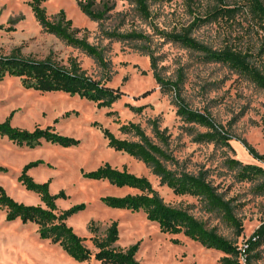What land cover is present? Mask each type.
<instances>
[{
  "label": "rangeland",
  "instance_id": "1",
  "mask_svg": "<svg viewBox=\"0 0 264 264\" xmlns=\"http://www.w3.org/2000/svg\"><path fill=\"white\" fill-rule=\"evenodd\" d=\"M31 1L0 0V55L8 56L18 51L23 57L39 60L52 56L63 65H67L69 59H75L90 77L96 80L109 78L107 85L120 89L123 96L112 108H98L95 103L78 96L27 89L18 78L0 82V123L12 114L11 124L19 129L32 131L36 127L51 126L61 135L80 141L67 148L46 142L29 148L19 147L0 136V164L7 168L6 172H0V187L19 203L43 205L39 196L28 191L18 180L25 165L40 160L43 164L31 169L29 175L37 183L50 182V192L54 195L64 192L65 199L57 201L59 210L86 205L84 211L67 221L79 236L89 239L91 225L98 229V235L104 236L109 226L117 222V246L128 248L139 244L137 260L140 264H221L223 253L207 249L183 235L162 233L142 211L105 206L102 197L137 193L128 188L113 187L107 181L83 177L84 173L108 163L118 170L127 169L148 178L167 204L187 208L209 229H215L236 246L246 245L264 222V176L243 178L239 169L230 167L228 161L236 159L243 165L264 170V160L255 159L243 143L264 156V90L229 65L210 62L204 53L170 42L156 33L154 28L179 30L192 21L183 0H160L153 4L150 21L141 20L131 5L119 0H97L99 8L103 2L111 8L99 22L81 11L80 0L44 3L42 7L51 19L64 11L73 28L81 31L78 37L87 35L89 43L103 50L106 68L46 33L28 5ZM245 1L229 0V4L242 6ZM134 30L146 35V39L116 40L107 38L103 32L128 34ZM193 37L214 50L230 47L253 53V63L262 65V59L256 57L261 38L243 8L235 19L200 26L193 32ZM155 73L165 80H181V95L186 103L193 110L209 114L232 137L230 148L195 142L194 135L206 129L186 124L177 116L174 95L162 92ZM137 108L142 110L137 112ZM153 120H158L161 129H166L170 135L169 149L178 161L177 168L193 174L207 171L212 183L231 201L242 230L229 225L219 213L204 211L197 199L176 196L171 189L161 186L159 179L141 161L111 149L100 129L103 127L118 138L131 140L132 137L120 133L121 125L139 124L152 136L150 121ZM86 245L95 251L89 241ZM255 253L252 264H264V244ZM0 264L100 263L74 261L59 245L40 239L35 224L8 222L6 212L0 211Z\"/></svg>",
  "mask_w": 264,
  "mask_h": 264
},
{
  "label": "trees",
  "instance_id": "2",
  "mask_svg": "<svg viewBox=\"0 0 264 264\" xmlns=\"http://www.w3.org/2000/svg\"><path fill=\"white\" fill-rule=\"evenodd\" d=\"M49 0H32L28 3L37 22L43 30L54 35L67 46L75 48L95 60L98 66L106 68L107 61L103 50L88 42V36L78 37L80 30L73 28V23L67 19L65 12L60 11L51 19L42 5ZM131 5L135 15L141 20L150 21L152 18L151 6L160 0H119ZM192 21L179 30L162 31L154 28L162 38L179 43L185 48L202 52L210 62L223 63L240 72L250 79L257 87L264 90V2L262 0H246L242 6L236 3L229 4V0H183ZM98 7L97 0H80L81 11L93 21H103L106 13L111 10L109 5L102 3ZM246 11L260 35L261 44L256 57L262 59L260 66L253 63V53L235 51L230 47L214 50L197 41L193 32L202 25L218 22L222 19H235L241 9ZM2 28V27H0ZM107 38L116 40H145L146 35L133 31L128 34L103 31ZM151 54V51H149ZM155 58L152 67L155 69ZM162 92L174 95V105L177 116L189 125L206 129L205 132L194 135L195 142L222 144L230 148L229 141L232 137L219 126L207 113L193 110L181 95V80H165L154 74ZM6 78H18L23 87L41 93L62 92L71 96H78L97 105L98 108H112L119 101L123 93L107 85L106 80H96L90 77L75 59H69L63 65L52 56L39 60L23 57L18 51L8 56L0 55V82ZM137 112L141 108L135 109ZM113 115L115 113H109ZM12 114L0 123V136L6 137L19 147L35 148L43 142L72 147L80 141L61 135L49 126L36 127L34 130H22L11 124ZM152 136L135 123L123 124L119 131L133 139H121L110 130L100 127L108 146L118 152L141 161L159 179L161 186L172 190L176 196H190L197 199L207 213H219L231 226L242 230V224L234 214L231 201L227 200L219 188L208 177L207 171L196 174L177 168L178 161L170 152V135L166 129H161L158 120L150 121ZM248 152L257 160H264L255 149L243 142ZM230 167L238 168L243 178L264 176V170L254 165H243L236 159H231ZM38 160L30 162L22 169L19 182L28 190L39 196L43 205H26L19 203L9 196L5 189L0 187V211L6 212L8 222L20 221L23 224H35L38 227L40 239L48 240L59 245L62 250L74 261L84 263L95 260L100 264H140L137 260L139 244L128 248L117 246L119 241V226L113 222L106 230L104 236L98 235V229L91 225V237L79 236L67 221L74 215L85 210V204L73 206L67 210H59L57 201L65 199L64 192L52 194L50 182L37 183L29 175V171L42 165ZM175 167L174 169L172 167ZM7 168L0 164V172ZM83 177L94 181H107L111 186L122 189L128 188L136 191L135 194L126 196H106L101 202L111 209L128 210L131 212L142 211L150 222L157 224L162 233L169 235H183L201 246L219 251L225 256L221 264H252L257 250L264 244V222L255 230L246 242L245 263L240 259L241 250L235 243L209 229L204 222L192 215L187 208L171 206L161 197L148 178L137 176L127 169L118 170L105 163L97 170L84 173ZM264 188V181L262 183ZM241 232V231H240ZM239 232V233H240ZM92 244L95 251L89 249L87 242ZM177 243L178 241H174Z\"/></svg>",
  "mask_w": 264,
  "mask_h": 264
},
{
  "label": "built area",
  "instance_id": "3",
  "mask_svg": "<svg viewBox=\"0 0 264 264\" xmlns=\"http://www.w3.org/2000/svg\"><path fill=\"white\" fill-rule=\"evenodd\" d=\"M247 245H243L240 247L241 250V255H240V259L242 261V263H245V248Z\"/></svg>",
  "mask_w": 264,
  "mask_h": 264
}]
</instances>
